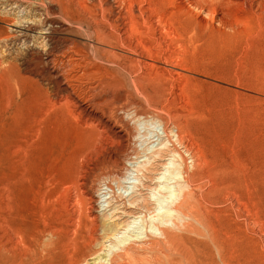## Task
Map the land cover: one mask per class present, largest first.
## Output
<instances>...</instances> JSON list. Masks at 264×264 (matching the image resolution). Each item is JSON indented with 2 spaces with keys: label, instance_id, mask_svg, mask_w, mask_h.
<instances>
[{
  "label": "rangeland",
  "instance_id": "374dc122",
  "mask_svg": "<svg viewBox=\"0 0 264 264\" xmlns=\"http://www.w3.org/2000/svg\"><path fill=\"white\" fill-rule=\"evenodd\" d=\"M90 25L112 37L113 49L87 37ZM73 40L113 50L124 69L106 64L98 73L101 66L80 61L66 81L59 63L46 65L45 50L55 59ZM104 78L119 80L114 99L90 103L107 89ZM98 118L132 129L131 152L104 172L91 169L117 142ZM86 124L111 140L101 135L92 145L78 135ZM0 158V195L15 196L32 233L46 231L39 242L50 241L61 201L75 210L81 186L98 225L135 223L101 253L140 240L130 264H167L142 244L166 227L179 235L171 253L185 246L210 264H264V0H0ZM184 169L196 170L194 184L213 202L224 262L207 231L171 209ZM197 227L205 234L191 232Z\"/></svg>",
  "mask_w": 264,
  "mask_h": 264
},
{
  "label": "bare ground",
  "instance_id": "6f19581e",
  "mask_svg": "<svg viewBox=\"0 0 264 264\" xmlns=\"http://www.w3.org/2000/svg\"><path fill=\"white\" fill-rule=\"evenodd\" d=\"M86 26H88V25H86ZM89 27L94 32L93 35L87 36L89 39L93 40V42L99 46H106V47L112 48L111 47L112 40L110 39V38H112L111 36L109 37V36L105 35L100 26L93 27L90 25ZM89 27H88V29H89ZM88 38H86V39H88ZM79 41H75V40H73L71 42L69 41L67 44H65L63 46L62 49H60L59 55L57 57L54 56L55 59H52V56H51L52 54L50 55L51 48L49 47L50 50L48 49L49 45L46 47L47 50H45L46 54L48 55V60L46 62V65L48 63H51V60L52 61L54 60V62L59 63L58 66H60L61 70H65V73H63L64 71H62V73L64 75H60V76L64 79H66V81H68L69 79H68V76H66L65 74L69 73L68 75H70L72 69H74L77 66L80 67L81 65H78V64H80L79 63L80 61L86 62V63H93L94 62V65L101 66L102 70L100 69L101 70L100 72H99V69L95 67L96 69H98V71H96L98 73H101L103 71V68L105 70H108L109 68L107 67V65H114V66L122 67L124 69V66L122 65L123 63L122 64L120 63V61H119L120 58L117 56V54L113 53V50L112 51L104 50L101 47H97V46L95 48L92 47L93 49H91L90 45L83 44ZM87 42H90V41H87ZM81 64H83V63H81ZM84 66L86 67V64H84ZM87 67H88V65H87ZM89 67H91V66H89ZM81 68H82V66H81ZM126 68L128 69V67H126ZM89 70H86V71H89ZM90 71H92V70H90ZM112 71H114V70L112 69ZM121 71H123V70H121ZM90 73H92V72H90ZM114 73H115V71H114ZM73 74H75V73L73 72ZM112 74L113 73H111V75ZM59 77H58V79H59ZM114 77H116V76H114ZM110 78H112V77H110ZM110 78H109V80H106L108 78H106V79L104 78L103 80L101 79L102 81H105L104 84H105L107 89H102V90L100 89L102 91V93L98 94V96H101V97H98V96L94 97L95 98L94 100L92 98H90L92 96H89V98L92 99V101L91 100L89 101L90 103H100V104L102 102L109 103V102H107L108 100L114 99L115 95L113 94L112 90L114 89V87H116L118 85L119 80H116V79L110 80ZM75 79H78V78H75ZM85 79L88 80V78H85ZM85 79H84V81H85ZM81 80H83V78ZM102 81L100 82L101 84H102ZM87 82L90 85L89 81H87ZM65 83H63V85H62V89L65 93L66 92L68 93L70 91L69 89H71L72 86L68 84L69 82H67L66 84ZM88 90H90V88ZM85 91H87L86 88H85ZM71 92H72V90H71ZM95 93L93 95H95ZM73 94L75 95L74 92H73ZM83 94H84V92H83ZM83 94H80V95L83 96ZM89 94H90V92H89ZM64 95H66V94H64ZM70 95H72V94H70ZM74 95H72V96H74ZM83 99H85V98H83ZM67 100H68V98H67ZM58 104H56V105H58ZM100 104H98V105H100ZM52 105H54V104H52ZM102 105H103V103L101 104V106ZM96 106L97 105L95 104V107ZM104 106L106 107V104H104ZM56 110L58 111V113L54 112L55 114L61 113V112H59L60 110L55 108V111ZM99 118H98L99 125L103 127V129L108 133V137H110L112 140L109 139L104 134H101L99 132L94 131L98 127L95 129L94 128L95 126L92 128V126L89 124H86V126H79L78 128L76 127L78 130V135L81 137H88L91 140L92 145L98 144V143L100 144V142H101L100 136L104 135L105 137H107V139H109L113 142H117V144L115 143L117 145V147H116L117 149L116 150L114 149L113 152L110 151L111 153L109 154L108 157H105L102 160H97L96 164L94 165V169H91V170L97 169V171L98 170L103 171V169H101V168L108 169L109 167H111L113 165H116L117 166L116 168H118L122 164L121 163V161L123 160L122 158L125 159V156H127V154H129V152H131V150L128 146L130 143H127V142H128V139L132 133V129L128 125H126L125 122H124L125 125L123 124V126H121L119 128L118 126L116 127V125H115L116 123L114 125L110 126L107 123L102 122V120ZM93 119H94V117H92V120ZM90 120H91V118H90ZM108 120H110V119H108ZM114 120H116V119H114ZM114 120H112V122ZM119 120H121V119H119ZM91 124H92V122H91ZM119 126H120V123H119ZM92 129H94V130H92ZM42 133L43 132L38 130L37 135L40 136ZM173 135H171V137H174ZM58 137H60V136H58ZM176 138H179V136L177 135ZM177 141L179 144V142L182 141V139H176V142ZM105 151H107V150L105 149ZM161 153L162 152H160V154ZM104 156H105V154H104ZM55 162H57V161H55ZM196 166L194 165L193 169ZM109 169H111V168H109ZM197 169H198V166H197ZM200 169H203V168L201 167ZM200 169H198V170H200ZM195 171L193 172L194 175H195ZM105 172H108V170H106ZM190 172L191 171H189L188 169L185 170L184 181H183V183H181V185H178V191H177L178 195L176 196L177 198H175V200H173V202L171 203V209L173 210V212L180 214L183 217H188L189 215H191L192 219L196 220L197 223L199 224V226L202 227V229L204 228L207 231L206 232L207 236H208L207 238H209L211 241L209 239L208 240L210 242H212L213 244H215L213 246H216L215 248H217V250H219V251H217V250L216 251L218 252L219 258L221 259L220 261L224 262V261H226L225 257H227V255L226 254H225L226 256L224 255V253H226V251H224V250H226V249H223L224 245L221 244L222 242H220L221 238L219 237V235L221 234V230L219 228H221V227H219V228L217 227V229H216V225H215L216 222L215 223L213 222L214 217L211 216L212 214L214 215V212H216V211L210 209V207L213 206L212 205L213 202L212 203L210 202L211 203L210 207H208V205H206V201H205L207 198L206 195H205V197H206L205 198L203 193H199L200 191L198 190L197 184L196 185L194 184V182H196V181H194V178L198 179L197 178L198 176L194 177L193 173H190ZM100 173H102V172H100ZM90 174H91V172H90ZM90 174H89V176H90ZM93 174L96 175V174H98V172L94 171ZM200 175L201 174H199V176ZM89 176H88V178H89ZM19 179H20V177H19ZM24 179H25V177H24ZM18 181H20V180H18ZM198 183H200V182H198ZM80 187L75 186V190H77L78 194H77V199H76L75 205H74L76 208L73 212L71 211L72 213L71 212L68 213V208H69L68 207V203H69L68 199L65 202L61 201V208H60V212L58 214L59 215V219H58L59 224L58 225L55 224L56 226H53V227H50L51 225L49 224V228H50V230H49L50 235L49 236H51V239L47 243H44L41 241L39 242V240H40L39 234H41V235L43 234V237H44V233L46 231L44 232L43 230H39V231H37V233H32L30 227L28 226V223L25 221V216L23 215V213L19 212V210H16V203H15L16 199L14 201L15 196H12L11 194L5 195L6 193L5 194L1 193L5 196L0 195V264H130L131 259L134 257V255L137 254V249H139V248H137V245H138V242H140V240L139 241H137V240H135V241L123 240V241L119 242L118 250L112 251L111 253H106V254L101 253V252H104V250H105L104 246H105V243L107 240H113L114 238L118 237L119 234L121 233L120 231L122 229H125V228L130 229L132 227V224L135 225V223H128V225H125V224H119V223L108 224V223L103 222V224L98 225L96 220L91 218L90 213H92L91 211H93L92 210L93 208L91 209L89 207L87 199L84 198V196H83L84 194H82ZM217 190H218V188H217ZM217 190L215 189L214 191L216 192ZM210 192L208 194L212 195V193H210ZM206 194H207V192H206ZM213 194H214L213 199L214 198L216 199L214 192H213ZM211 195H210V197H211ZM67 197H68V195H67ZM207 199H209V197ZM215 202H216V200H215ZM217 203H218V200H217ZM45 206H46V204H45ZM40 221H39V224L43 220L41 222ZM71 221L73 223H70ZM56 222H54V223H56ZM43 224L45 226H48V224H46L44 221H43ZM51 224H53V223H51ZM187 224L188 225L186 227H191L189 225V223H187ZM175 226H177L176 223H175ZM185 230L190 231L191 229L190 230L185 229ZM218 230L220 233L218 232ZM192 231H193V233L196 232L199 235L205 234V233L203 234L204 231L202 232V230L199 229L198 227L194 228V230H191V232ZM159 233H160L159 237H156V235L153 236L152 234L147 235L146 240L142 241V244L144 246H148L149 249L151 248L153 250L155 249V250L162 251L167 258V262H166L167 264H210V262L207 263L206 260H203V258H201V256L198 254V252L196 250H194L190 247L184 246L183 248H177L175 251H173L175 249L174 246L178 242L177 237L179 236L175 233V230L170 229V228H166V227H162V228L159 227ZM170 244L171 245L175 244L174 246H172L173 247L172 253H171V250L169 248ZM171 245H170V247H171ZM195 246H196V244H195ZM162 247H163V249H162ZM178 247H181V244ZM105 252H106V250H105ZM89 262H92V263H89ZM161 262H160V260L158 261V259L155 260V264H161Z\"/></svg>",
  "mask_w": 264,
  "mask_h": 264
}]
</instances>
